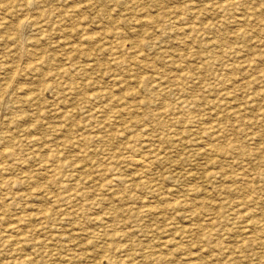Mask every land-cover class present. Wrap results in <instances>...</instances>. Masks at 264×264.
Listing matches in <instances>:
<instances>
[{"label":"rangeland","instance_id":"374dc122","mask_svg":"<svg viewBox=\"0 0 264 264\" xmlns=\"http://www.w3.org/2000/svg\"><path fill=\"white\" fill-rule=\"evenodd\" d=\"M33 1L26 7V0H0V232L4 230L0 233V263L264 264V0L229 5H222L223 0H211L213 4L208 0H138L139 4L137 0ZM29 17L33 20L27 24ZM242 19L244 22H238ZM23 22L26 24L18 33ZM72 83L79 86L75 92ZM129 92L132 94L127 95ZM118 98L122 100L117 103ZM103 138L109 140L107 144ZM52 148L59 150L61 161L55 160ZM144 152L154 160L149 168L130 162L132 155ZM123 157L126 160L118 163L116 159ZM58 162L64 166L57 169ZM118 173H122L119 179ZM14 227L17 231H12ZM72 231L79 233L73 235ZM16 235H21L22 241L14 243L23 242L24 248L3 240ZM52 254L57 257L51 259Z\"/></svg>","mask_w":264,"mask_h":264},{"label":"bare ground","instance_id":"6f19581e","mask_svg":"<svg viewBox=\"0 0 264 264\" xmlns=\"http://www.w3.org/2000/svg\"><path fill=\"white\" fill-rule=\"evenodd\" d=\"M67 1H68V0H67ZM77 1H78V0H77ZM84 1H85V0H84ZM128 1H129V0H128ZM139 1H140V0H139ZM139 1L137 0L138 3H136V4H139ZM141 1H142V0H141ZM157 1H158V0H157ZM188 1H189V0H188ZM204 1H205V2H208V1H209V4H210V1H211V0H208V1L204 0ZM221 1H222V0H221ZM223 1H224V0H223ZM223 1H222V5H229V4H234V3H240V1H244V0H227V1H230L228 4H223ZM225 1H226V0H225ZM250 1H251V0H250ZM8 2H9V1H8ZM85 2H86V1H85ZM130 2L132 3L131 0H130ZM202 2H203V1H202ZM202 2H201V3H202ZM205 2H204V3H205ZM211 2H212V4H213V1H211ZM215 2H216V1H215ZM22 3H23V2H22ZM33 3H34L33 0H26V3H23V4H24V6H25V4H26V7H27V5H28V6H29V5H33ZM64 3H65V2H64ZM134 3H135V2H134ZM204 3H203V4H204ZM224 3H226V2H224ZM244 3H245V2H244ZM6 4L8 5V3H6ZM85 4H86V3H85ZM121 4H122V3H121ZM128 4H129V3H128ZM141 4H142V2H141ZM141 4H140V6H141ZM197 4H198V2L196 3L195 6H197ZM209 4H208V5H209ZM216 4H217V3H216ZM216 4H215V5H216ZM35 5H36V4H35ZM88 5H89V4H88ZM236 5H237V4H236ZM246 5H247V4H246ZM2 6H4V5H2ZM81 6H82V4H81ZM86 6H87V5H86ZM130 6H131V5H130ZM133 6L135 7V5H133ZM133 6H131V7L133 8ZM140 6H139V8H140ZM143 6H145V5H143ZM177 6H178V5H177ZM177 6H175V8H177ZM199 6H200V2H199ZM201 6H202V5H201ZM218 6H219V5H218ZM220 6H221V5H220ZM220 6H219V7H220ZM79 7H80V6H79ZM137 7H138V6H137ZM203 7L205 8V6H203ZM209 7H210V6H209ZM211 7H212V5H211ZM221 7H222V6H221ZM221 7L218 8V9L221 10V9H222ZM244 7H245V6H244ZM1 8H2V7H1ZM22 8H23V5H22ZM34 8H35V7H34ZM173 8H174V7H173ZM185 8H187V7H185ZM188 8H189V7H188ZM188 8H187V9H188ZM197 8H198V7H197ZM197 8H196V9H197ZM200 8H201V7H200ZM200 8H199V9H200ZM215 8H216V6H215ZM215 8H214V9H215ZM143 9H144V8L142 7V10H140L139 12L141 13V11H143ZM145 9H146V7H145ZM194 9H195V8H194ZM194 9L191 10V12L194 11ZM196 9H195V10H196ZM206 9H209V8H206ZM212 9H213V8H212ZM216 9H217V8H216ZM242 9H243V7H242ZM249 9H251V8L249 7ZM249 9H248V10H249ZM127 10H128V9H127ZM147 10H148V9H147ZM147 10H144V13H145V11H147ZM170 10H173V9H170ZM170 10H169V11H170ZM174 10H176V9H174ZM182 10H183V9L181 8V11H182ZM220 10H218V11H220ZM74 11H75V9H74ZM129 11H130V10H129ZM134 11H135V10H134ZM169 11H168V14L170 13ZM185 11H186V9H185ZM185 11H184L183 13H185ZM211 11H213V10H211ZM241 11H242V10H241ZM245 11H246V10H245ZM253 11H255V10H253ZM75 12H76V11H75ZM75 12H74V13H75ZM77 12H78V11H77ZM173 12H174V11H173ZM179 12H180V9H179ZM189 12H190V11H189ZM202 12H205V10H203ZM215 12H216V11H215ZM248 12H249V11H248ZM248 12H247V13H248ZM132 13H133V12H132ZM137 13H138V12H137ZM147 13H149V11H147ZM164 13H165V12H164ZM174 13H176V12H174ZM183 13H182V14H183ZM186 13H187V11H186ZM186 13H185V14H186ZM252 13H253V12H252ZM252 13H251V14H252ZM172 14H173V13H172ZM172 14L170 13L169 15L171 16ZM176 14H177V13H176ZM185 14H184V15H181V13H180V15H179V13H178V16H185V17H186ZM190 14H191V13H190ZM218 14H219V13H218ZM254 14H255V13H254ZM145 15H146V14H145ZM164 15H165V14H164ZM174 15H175V14H174ZM240 15H243V14L241 13ZM30 16H31V15H30ZM135 16H136V15L134 14L133 17H135ZM143 16H144V14H143ZM149 16H150V15H149ZM149 16H148V17H149ZM178 16H177V17H178ZM190 16H191V15H190ZM194 16H195V15H194ZM247 16H248V14H247ZM31 17L34 18V16H31ZM31 17H29L30 19H27V20H26V23H27V24H28V22L31 20ZM139 17H140V15H139ZM144 17H145V16H144ZM144 17H142V18H143V19H146V18H144ZM167 17H168V16H167ZM167 17H166V18H167ZM195 17H196V16H195ZM250 17H251V16H250ZM254 17H255V16H254ZM256 17H257V16H256ZM256 17H255L254 19H257ZM197 18H198V17H197ZM240 18H241V17H240ZM3 19H4V18H3ZM3 19H2V20H3ZM131 19H132V18H131ZM137 19H138V16H137L136 20H137ZM140 19H141V17H140ZM170 19H171V17H170ZM182 19H183V18H182ZM243 19H247V17H246V18L244 17ZM243 19L240 20V21L238 20V22H241V21L244 22ZM252 19H253V18H252ZM252 19H251V20H252ZM32 20H33V19H32ZM32 20H31V21H32ZM132 20H133V19H132ZM149 20H151V18H150ZM167 20H168V19H167ZM173 20L175 21V17H174ZM176 20H177V19H176ZM178 20H179V19H178ZM178 20H177V21H178ZM183 20H184V19H183ZM186 20H189V19H186ZM191 20H192V18H191ZM202 20H203V19H202ZM235 20H237V19H235ZM0 21H1V20H0ZM3 21H4V20H3ZM129 21L131 22V20H129ZM146 21H147V20H146ZM181 21H182V20H181ZM193 21H194V18H193ZM199 21H200V20H199ZM203 21H205V20H203ZM247 21H248V20H247ZM258 21H259V20H258ZM34 22H35V21H34ZM109 22H110V21H109ZM135 22H136V21H135ZM141 22H145V20H144V21H141ZM147 22H149V21H147ZM170 22H171V21H170ZM190 22H191V21H190ZM190 22H189V23H190ZM243 22H242V23H243ZM245 22H246V21H245ZM249 22H250V21H249ZM249 22H248V23H249ZM252 22H253V21H252ZM26 23L23 22V23H21V24L18 25V33L20 32V30H22V28H23L22 26L25 25ZM36 23H38V22H36ZM139 23H140V21H139ZM151 23H152V21H151ZM195 23H196V22H195ZM195 23H194V25H195ZM242 23H241V24H242ZM246 23H247V22H246ZM4 24H6V22H5ZM126 24H127V22H126ZM176 24H177V23H176ZM207 24H209V23H207ZM236 24H238V23H236ZM239 24H240V23H239ZM239 24H238V25H239ZM250 24H251V23H250ZM252 24H254V23H252ZM132 25H134V23H132ZM156 25H157V24H156ZM173 25H175V24H173ZM181 25H183V24H181ZM189 25H190V24H189ZM198 25H199V24H198ZM198 25H196V26L199 27ZM211 25H214V24L211 23ZM246 25H248V24H246ZM26 26H27V25H26ZM38 26H39V25H38ZM161 26H162V24H161ZM167 26H169V25H167ZM167 26H166V27H167ZM170 26H171V25H170ZM175 26H176V25H175ZM133 27H134V26H133ZM139 27H140V25H139ZM164 27H165V26H164ZM178 27H179V26H178ZM187 27H188V26H186V29H187ZM156 28H157V27H156ZM161 28H162L163 30L165 29V28H163V26H162ZM190 28H191V27H190ZM194 28H195V27H194ZM212 28H213V27H212ZM24 29H25V28H24ZM154 29H155V27L153 28V30H154ZM158 29H159V28H158ZM174 29H175V27H174ZM174 29L172 28V30H174ZM176 29H177V28H176ZM178 29H179V28H178ZM133 30H134V28H133L131 31H133ZM155 30H156V29H155ZM155 30H154V31H155ZM181 30L184 31L183 29H181ZM181 30H180V32H182ZM193 30H194V29H193ZM201 30H203V29H201ZM64 31H65V29H64ZM114 31H115V30H114ZM116 31H117V30H116ZM138 31H139V30H138ZM177 31H178V30H177ZM189 31H190V30H189ZM191 31H192V29H191ZM191 31H190V32H191ZM199 31H200V30H199ZM247 31H248V30H247ZM135 32H136V31H135ZM172 32H173V31H172ZM175 32H176V31H175ZM190 32H188V33L190 34ZM117 33H118V31H117ZM168 33H170V31H169ZM185 33H187V31H186ZM111 34H112V33H111ZM130 34H131V33H130ZM135 34H137V33H135ZM166 34H167V33H166ZM177 34H178V33H177ZM181 34H182V33H181ZM183 34H184V32H183ZM131 35H132V34H131ZM168 35H169V34H168ZM170 35H171V34H170ZM104 36H105V35H104ZM117 36H119V35H117ZM123 36H124V34H123ZM171 36H172V35H171ZM105 37H106V36H105ZM108 37H109V36H108ZM173 37H174V36H173ZM173 37H172V38H173ZM116 38H117V37H116ZM140 39H142V38H140ZM118 40H119V39H118ZM164 40H165V39H164ZM110 41H111V40H110ZM162 41H163V39H162ZM111 42H112V41H111ZM111 42H110V43H111ZM145 42H146V40H145ZM156 42H157V41H156ZM156 42H155V43H156ZM157 43H158V42H157ZM66 44H67V43H66ZM69 44H70V43H69ZM122 44H123V42H120L119 45H120V46L125 45V44H123V45H122ZM159 44H160V43H159ZM219 44H220V43H219ZM70 45H71V44H70ZM117 45H118V44H117ZM162 45H163V44H162ZM186 45H187V44H186ZM73 47H74V46L72 45V48H73ZM115 47H116V46H115ZM115 47H114V48H115ZM184 47H185V46H184ZM125 48H126V46H125ZM125 48H123V49H125ZM132 48H133V47H132ZM202 48H203V47H202ZM202 48H201V49H202ZM115 49H116V48H115ZM118 49H119V48H118ZM121 49H122V47H121ZM138 49H139V48L137 47L136 51H137ZM116 50H117V49H116ZM185 50H187V46H186V49H185ZM117 51H119V50H117ZM130 51H131V50H130ZM136 51H134V52H136ZM120 52H121V51H120ZM134 52H133V53H134ZM160 52H161V51H160ZM188 52H189V51H188ZM123 53H124V52H123ZM131 53H132V52H131ZM162 53H163V52H162ZM180 53H182V52H180ZM184 53H187V52H184ZM189 53H190V52H189ZM30 54H34V52H33V51H30ZM124 54H125V53H124ZM184 55H186V54H184ZM126 57H129V56L127 55ZM144 57H145V56H144ZM185 57H186V56H185ZM185 57H184V58H181V57H180V58H181L182 61H183V60H186ZM218 57H219V56H218ZM120 58H121V57H120ZM124 58H125V57H124ZM130 58H131V57H130ZM130 58H129V59H130ZM147 58H148V57H147ZM152 58H153V57H152ZM122 59H123V58H122ZM129 59L127 58L128 61H129ZM137 59H139V58H137ZM148 59H149V58H148ZM216 59H217V58H216ZM218 59H220V57H219ZM5 60H7V59L5 58ZM5 60H4V61H5ZM144 60H145V58H144ZM169 60H170V59H169ZM92 61H93V59H92ZM137 61H138V60H137ZM170 61H171V60H170ZM170 61H169V62H170ZM172 61H173V60H172ZM172 61H171V62H172ZM180 61H181V60H180ZM180 61H179V62H180ZM215 61H216V60H215ZM8 62H9V61H8ZM20 62H21V61H20ZM140 62H141V61H140ZM145 62H146V61H145ZM149 62H150V59H149ZM171 62H170V64H171ZM188 62H189V61H188ZM202 62H204V61H202ZM220 62H221V61H220ZM252 62H253V60H252ZM10 63H11V61H10ZM21 63H22V62H21ZM21 63H20V64H21ZM25 63H26V62H25ZM25 63H24V64H25ZM36 63H38V61H37ZM88 63H91V62H88ZM94 63H95V62H94ZM117 63H118V62H117ZM122 63H123V62H122ZM129 63H130V62H129ZM204 63H205V62H204ZM204 63H203V64H204ZM13 64H14V63H13ZM17 64H18V62H17ZM17 64H16V65H17ZM26 64H27V63H26ZM26 64H25V65H26ZM33 64H34V63H33ZM41 64H42V63H41ZM124 64H125V63H124ZM124 64H123V65H124ZM130 64H131V63H130ZM130 64H129V65H130ZM146 64H148V62H147ZM173 64H174V63H173ZM177 64H178V61H177ZM187 64H188V63H187ZM5 65H6V64H5ZM11 65H12V64H11ZM21 65H22V64H21ZM96 65H97V64H96ZM121 65H122V64H121ZM185 65H186V63L184 64V66H185ZM253 65H254V64H253ZM6 66H7V65H6ZM8 66H9V63H8ZM23 66H24V65H23ZM87 66H89V64H88ZM87 66H86V67H87ZM125 66H126V65H125ZM130 66H131V65H130ZM130 66H129V67H130ZM179 66H180V65H179ZM182 66H183V65H182ZM198 66H199V65H198ZM200 66H201V65H200ZM203 66H204V65H203ZM4 67H5V66H4ZM16 67H17V66H16ZM18 67H19V66H18ZM18 67H17V68H18ZM28 67H29V66H28ZM34 67H35V66H34ZM119 67H120V66H119ZM122 67H123V66H122ZM150 67H151V66H150ZM172 67H173V66H172ZM172 67H171V68H172ZM177 67H178V66H177ZM190 67H191V66H190ZM207 67H208V66H207ZM5 68H6V67H5ZM12 68H13V70L16 69L15 66H13ZM25 68H26V67H25ZM37 68H38V67H37ZM37 68H36V69H37ZM125 68H126V67H125ZM186 68H188V65H187ZM6 69H7V68H6ZM65 69H66V68H65ZM154 69H155V68H154ZM188 69H190V68H188ZM193 69H194V68H193ZM195 69H196V68H195ZM7 70L9 71V69H7ZM122 70H123V69H122ZM157 70H159V69H156V71H157ZM160 70H161V69H160ZM160 70H159V71H160ZM172 70H173V69H172ZM172 70H171V71H172ZM182 70H183V69H182ZM205 70H206V68H205ZM64 71H65V70H64ZM156 71H154V72L156 73ZM167 71H168V70H167ZM59 72H60V71H59ZM59 72H57V73H59ZM72 72H73V71H72ZM161 72H162V71H161ZM168 72H169V71H168ZM206 72H207V71H206ZM12 73H13V72H12ZM65 73H66V72H65ZM68 73H69V72H68ZM155 73H154V74H155ZM169 73H170V72H169ZM172 73H173V71H172L170 74H172ZM176 73H177V71H176ZM180 73H181V72H180ZM182 73H183V72H182ZM10 74H11V71H10ZM69 74H70V73H69ZM120 74H121V73H120ZM124 74H125V72H124ZM163 74H165V73L163 72ZM167 74H168V73H167ZM60 75H61V74H60ZM60 75H59V76H60ZM168 75H169V74H168ZM168 75H166V77H168ZM172 75H173V74H172ZM172 75H170V76H172ZM182 75H183V74H182ZM186 75H187V74H186ZM12 76H13V75H12ZM63 76H65V75H63ZM120 76L123 77L122 74H121ZM157 76H158V75H157ZM178 76H180L179 73H178ZM10 77H11V76H10ZM114 77H115V76H114ZM124 77H125V76H124ZM161 77H162V76H161ZM164 77H165V76H164ZM12 78H14V76H13ZM73 78H74V77H73ZM115 78L117 79L118 77H115ZM119 78H120V77H119ZM126 78H129V77H126ZM173 78H174V77H173ZM179 78H180V77H179ZM3 79H4V78H3ZM63 79H64V78H63ZM71 79H72V78H70V80H71ZM124 79H125V78H124ZM176 79H177V77H176ZM183 79H184V78H183ZM0 80H1V79H0ZM72 80H73V79H72ZM75 80H76V79H75ZM142 80H143V79H142ZM142 80H141V81H142ZM159 80H160V79H159ZM161 80H163V79H161ZM170 80H171V78H170ZM170 80H168V83L170 82ZM181 80H182V79H180V81H181ZM76 81H77V80H76ZM76 81H75V82H76ZM130 81H131V80H130ZM171 81H172V80H171ZM174 81H175V79H174ZM177 81H178V79H177ZM177 81H176V82H177ZM182 81H184V80H182ZM69 82H70V81H69ZM133 82H134V81H133ZM156 82H158V81H156ZM156 82H155V85L158 84V83L156 84ZM40 83H41V82H40ZM45 83L48 84L47 82L44 81L43 84H45ZM127 83H128V82H127ZM130 83H131V82H130ZM134 83H135V82H134ZM140 83H141V82H140ZM161 83H162V82H160V84H161ZM46 84H45V85H46ZM61 84H62V83H61ZM72 84H73V83H72ZM122 84H123V83H122ZM122 84H121V85H122ZM153 84H154V83H153ZM171 84H172V86H173V83H171ZM171 84H170V85H171ZM41 85H42V84H41ZM54 85H55V84H54ZM62 85H63V84H62ZM68 85H69V84H68ZM75 85H76V84H75ZM75 85H74V84H73V85H70V88H71L74 92H75V88L77 89V88L79 87V86L77 87V86H75ZM77 85H78V83H77ZM161 85H162V84H161ZM163 85H164V83H163ZM179 85H180V84H179ZM181 85H183V83H182ZM42 86H43V85H42ZM59 86H60V85H59ZM175 86H177V85H175ZM160 87H161V86L159 85V88H160ZM177 87H179V86H177ZM180 87H182V86H180ZM183 87H184V85H183ZM183 87H182V88H183ZM7 88H8V87H7ZM62 88H63V87H62ZM65 88H66V87H65ZM68 88H69V87H68ZM120 88H121V87H120ZM120 88L118 87V89H120ZM163 88H164V87H162V89H163ZM60 89H61V88H60ZM66 89H67V88H66ZM71 89H69V90H71ZM118 89H117V90H118ZM122 89H123V88H122ZM8 90H9V89H8ZM110 90H113V89H110ZM58 91H59V90H58ZM65 91H66V90H65ZM224 91H225V90H224ZM60 92H61V91H60ZM62 92L65 93L64 90H63ZM66 92H67V91H66ZM77 92H78V91H76V93H77ZM105 92H106V91H105ZM108 92H109V91H107V94H108ZM110 92H111V91H110ZM112 92H113V91H112ZM227 92H228V90H227ZM227 92L225 91L224 93H226V94L228 95ZM113 93H114V92H113ZM134 93H135V92H134ZM210 93H211V92H210ZM220 93H222V92H220ZM224 93H223V94H224ZM229 93H230V92H229ZM65 94H66V93H65ZM131 94H132V93H131ZM131 94H130V92H129L127 95H131ZM208 94H209V93H208ZM230 94H231V93H230ZM230 94H229V95H230ZM94 95H95V94H94ZM113 95H114V94H113ZM127 95H125V96H127ZM134 95H135V94H134ZM203 95H204V94H203ZM216 95H217V94H216ZM216 95H215V97H216ZM11 96H12V95H11ZM65 96H66V95H65ZM69 96H70V95H69ZM105 96L110 97V96H108V95H105ZM29 97H30V96H29ZM67 97H68V96H67ZM73 97H74V96H73ZM95 97H96V96H95ZM158 97H160V96H158ZM161 97H162V96H161ZM161 97H160V98H161ZM217 97H219V96H217ZM228 97H231V96H228ZM30 98H31V97H30ZM33 98H34V97H33ZM62 98H63V97H62ZM65 98H66V97H65ZM116 98H117V97H116ZM133 98H134V97H133ZM196 98H197V97H196ZM234 98H236V97L234 96ZM234 98H233V99H234ZM2 99H3V98H2ZM4 99H5V98H4ZM13 99H14V98H13ZM63 99H64V98H63ZM129 99H130V98H129ZM144 99H145V98H144ZM193 99H194V97H193ZM28 100H29V99H28ZM28 100H26V101H28ZM119 100H122V99H121V98L115 99V101H116L117 103L119 102ZM126 100H127V99H126ZM148 100H149V99H148ZM150 100H151V97H150ZM150 100H149V101H150ZM152 100H153V98H152ZM190 100H191V99L187 100V103H188V101H190ZM195 100H196V99L193 100L192 104L195 102ZM228 100H229V99H228ZM1 101H2V103H4L3 100H1ZM32 101H33V100H32ZM63 101H64V100H63ZM133 101H134V100H133ZM133 101H132V102H133ZM146 101H147V100H146ZM154 101H155V100H154ZM154 101H153V102H154ZM156 101H157V98H156ZM156 101H155V102H156ZM126 102H127V101H126ZM130 102H131V101H130ZM142 102H144V101L142 100ZM150 102H152V101H150ZM200 102H201V101H200ZM210 102L212 103L213 101L210 100ZM133 103H134V102H133ZM123 104L126 106L125 103H122V107H123ZM131 104H132V103H131ZM136 104H137V100H136ZM148 104H149V103H148ZM201 104H202V103H201ZM31 105H32V104H31ZM67 105H68V104H67ZM132 105H133V104H132ZM134 105H135V103H134ZM134 105H133V106H134ZM138 105H139V103H138ZM184 105H185V104H184ZM186 105H187V104H186ZM188 105H189V103H188ZM193 105H194V104H193ZM13 106H14V105H13ZM13 106L11 105L10 107H13ZM136 106H137V105H136ZM136 106H135V107H136ZM147 106H148V105H147ZM149 106H150V105H149ZM195 106H196V105H195ZM14 107H15V106H14ZM142 107H143V106H142ZM142 107H141V108H142ZM16 108H17V107H16ZM10 109H11V108H10ZM12 109H13V108H12ZM71 109H72V108H71ZM73 109H74V108H73ZM102 109H103V108H102ZM104 109H105V108H104ZM123 109L127 110V107H123ZM134 109H135V108H134ZM138 109H139V108H137V110H138ZM118 110H119V108H118ZM69 111H70V108H68V109L66 110V115H67L68 118L70 117ZM103 111H104V110H103ZM114 111H115V109H114ZM123 111H124V110H123ZM127 111H128V110H127ZM135 111H136V109H135ZM39 112H40V111H39ZM41 112H42V111H41ZM75 112H76V111H75ZM108 112H110V111H108ZM133 112H134V110H133ZM133 112H132V113H133ZM46 113H48V112H46ZM111 113H112V112H111ZM135 113H136V112H135ZM135 113H134V114H135ZM54 114H55V113H54ZM64 114H65V112H64ZM75 114H76V113H75ZM124 114H125V113H124ZM136 114H137V113H136ZM35 115H36V114H35ZM40 115H41V114H40ZM105 115H106V114H105ZM118 115H120V114H118ZM38 116H39V114H38ZM42 116H44V115L42 114ZM120 116H122V115H120ZM134 116H135V115H134ZM67 117H66V119H68ZM73 117H74V116H73ZM127 117H129V116H127ZM40 118H41V117H40ZM118 118H119V117H118ZM136 118H137V116H136ZM43 119H44V118H43ZM62 119H63V118H62ZM62 119H61V120H62ZM103 119H104V118H103ZM107 119H109V118H107ZM122 119L124 120L125 118H122ZM122 119H120V120H122ZM24 120H25V119H24ZM47 120L49 121L50 119H47ZM47 120H46V122H48ZM69 120H70V119H69ZM111 120H113V118H111ZM115 120H118V119L116 118ZM71 121H73V120H71ZM105 121H106V120H105ZM125 121H126V120H125ZM51 122H52V121H51ZM54 122H55V121H54ZM102 122H103V121H102ZM120 122H121V121H120ZM127 122H128V121H127ZM132 122H134V121H132ZM132 122H131V123H132ZM49 123H50V122H49ZM49 123H48V124H49ZM55 123H56V122H55ZM105 123H106V122H105ZM105 123H103V124H105ZM110 123H111V122H110ZM114 123H115V122H114ZM48 124L46 125V127L48 126ZM59 124H60V123H59ZM68 124H69V123H68ZM101 124H102V123H101ZM101 124H100V127L102 126ZM112 124H113V123H112ZM116 124H117V123H116ZM116 124H115V125H116ZM121 124H122V123H121ZM129 124H130V123H129ZM106 125H107V124H106ZM108 125H109V124H108ZM117 125H118V124H117ZM117 125H116V126H117ZM123 125H124V124H123ZM35 126H36V125H35ZM56 126H57V125H51L50 127L54 128V127H56ZM94 126H97V124H95ZM98 126H99V125H98ZM113 126H114V125H112V127H113ZM118 126H119V125H118ZM57 127H58V126H57ZM64 127H66V125H64ZM104 127H105V126H104ZM106 127H109V126H106ZM112 127H110V128L112 129ZM119 127H120V126H119ZM124 127H125V126H124ZM124 127H123V128H124ZM146 127H147V125H146ZM52 128H51V130H53ZM58 128H59V127H58ZM61 128H62V127H61ZM67 128H68V125H67ZM101 128H102V127H101ZM120 128H121V127H120ZM29 129H30V128H29ZM103 129H104V128H103ZM108 129H109V128H108ZM127 129H128V128H127ZM149 129H150V127H149ZM151 129H152V127H151ZM49 130H50V128H49ZM54 130H55V129H54ZM54 130H53V131H54ZM67 130H68V129H67ZM104 130H106V129H104ZM116 130H118V129H116ZM116 130H115V131H116ZM123 130H125V129H122V131H123ZM144 130H146V128H145ZM55 131H56V130H55ZM58 131H59V130H58ZM62 131H63V130H62ZM112 131H114V130L112 129ZM112 131H111V132H112ZM122 131H119V132L121 133ZM151 131H152V130H151ZM56 132H57V131H56ZM109 132H110V131H109ZM109 132H108V133H109ZM149 132H150V131H149ZM152 132L154 133V131H152ZM152 132H151L150 134H152ZM59 133H60V132H59ZM59 133H58V134H59ZM70 133H71V132H70ZM81 133H82V132H81ZM120 133H119V134H120ZM63 134H64V133H63ZM110 134H112V133H110ZM113 134H114V133H113ZM113 134H112V136H113V138H115L116 136H114ZM134 134H135V133H134ZM142 134H143V133H142ZM80 135H81V134H80ZM83 135H84V134H83ZM86 135H87V134H86ZM101 135H103V134H101ZM106 135H107V134H106ZM120 135H121V134H120ZM120 135H119V137H120ZM155 135H158V134L155 133ZM112 136H111V137H112ZM128 136H129V135H128ZM128 136H127V137H128ZM130 136H131V135H130ZM137 136H138V135H137ZM137 136H136V137H137ZM139 136H140V135H139ZM32 137H36V135H35V136H32ZM39 137H40V136H39ZM71 137H72V136H71ZM78 137H79V134H78ZM81 137H82V136H81ZM105 137H107V136H105ZM111 137H110V138H111ZM133 137H134V135H133ZM10 138H11V137H10ZM37 138H38V137H37ZM41 138H42V136H41ZM41 138H39V139H41ZM68 138H69V137H68ZM84 138H85V137H84ZM96 138H98V137L96 136ZM96 138H95V139H96ZM110 138H109V139H110ZM117 138H118V137H117ZM130 138L133 139L132 137H129V139H130ZM214 138H215V137H214ZM65 139H67V137H66ZM78 139H79V138H77V141H78V142H79V140L81 141V139H79V140H78ZM82 139H83V138H82ZM85 139H86V138H85ZM98 139H99V138H98ZM105 139H106V138H103V140H104V141H103V144H104V142H106L105 144H107V141H109V140H105ZM129 139H128V142H129ZM140 139H141V138H140ZM50 140H51V139H50ZM60 140H61V139H60ZM62 140H64V139H62ZM100 140H101V139H100ZM110 140H111V139H110ZM119 140H121V139H119ZM124 140H127V139H124ZM146 140H147V139H146ZM199 140H200V139H199ZM72 141H74V140H73V137H72ZM72 141H70V142H72ZM139 141H140V140H139ZM161 141H162V139H161ZM220 141H221V140H220ZM222 141H223V140H222ZM36 142H37V141H36ZM39 142H40V141H39ZM42 142H45V141H42ZM61 142H62V141H61ZM119 142H120V141H119ZM122 142H123V141H122ZM146 142H149V141H146ZM146 142H145V143H146ZM150 142H151V141H150ZM153 142H154V141H153ZM209 142H210V141H209ZM40 143H41V142H40ZM56 143H57V142H56ZM66 143H68L67 140H66ZM83 143H84V142H83ZM108 143H109V142H108ZM141 143L143 144L144 142H141ZM210 143H211V142H210ZM210 143H209V144H210ZM219 143H220V142H219ZM38 144H39V143H38ZM41 144H43V143H41ZM109 144H110V143H109ZM109 144H108V145H109ZM139 144H140V142H139ZM1 145H2V144H1ZM1 145H0V146H1ZM47 145H48V144H47ZM75 145H76V144H75ZM143 145H144V144H143ZM146 145H148V144L146 143ZM207 145H208V144H207ZM220 145H221V143H220ZM229 145H230V144H228L227 146H229ZM57 146H58V145H57ZM59 146H63V145H59ZM59 146H58V148H59ZM73 146H74V143H73ZM141 146H142V145H141ZM42 147H43V146H42ZM42 147H41V148H42ZM47 147H48V146H47ZM74 147H75V146H74ZM74 147H73V148H74ZM79 147H80V146H79ZM79 147H78V149H79ZM143 147H144V146H143ZM143 147H142V150H143ZM145 147H147V146H145ZM199 147H200V146H199ZM201 147H203V146H201ZM211 147H213V145H211ZM216 147H217V146H216ZM229 147H230V146H229ZM41 148H40V149H41ZM53 148H56V147L53 146ZM53 148H52V150L55 151V156H56V159H55V160H56V161H61V160H60V159H61V158H60V154H61V153L58 152L59 150H55V149H53ZM61 148H62V147H61ZM64 148H65V147H64ZM67 148H68V147H67ZM80 148H81V147H80ZM113 148H114V147H111L110 149H108V148H105V149H106V150L108 149V150L111 151V149H113ZM137 148H138V147H137ZM149 148H150V147H149ZM152 148H155V147H152ZM152 148H151V150H152ZM158 148H159V147H158ZM197 148H198V146H197ZM222 148H223V147H222V145H221V149H222ZM227 148H228V147H227ZM34 149H35V148H34ZM49 149H50V148H49ZM134 149H135V148H134ZM138 149H139V148H138ZM156 149H157V148H156ZM163 149H164V148H161L162 151H163ZM208 149H209V148H208ZM210 149L215 150L214 147H213V148H210ZM218 149H219V148H218ZM218 149H216V150H218ZM32 150H33V149H32ZM73 150H74V149H73ZM79 150H80V149H79ZM106 150H105V154H106ZM114 150H117V149H114ZM153 150H154V149H153ZM153 150H152V151H153ZM157 150H158V149H157ZM223 150H224V148H223ZM41 151H42V150H41ZM64 151H65V150H64ZM137 151H138V150H137ZM154 151H155V150H154ZM203 151H204V150H203ZM210 151H211V150H210ZM225 151H226V150H225ZM228 151H229V150H228ZM32 152H35V151H32ZM61 152H63V151H61ZM75 152H76V151H75ZM112 152H113V150H112ZM145 152H146V151H145ZM145 152H144V154H143V153H140V154H136V155L134 154V155H132V157H130V158H131V159H130V160H131L130 162H132L133 164L136 163L137 166H138V165H141L142 167H148V168H149V166H150V162H151L150 160H152V159H151V154H150V160H149V157H147V155H149V153H148V154H145ZM156 152H157V151H156ZM159 152H160V151H159ZM207 152H208V151H207ZM207 152H206V153H207ZM212 152H213V151H212ZM4 153L7 154L6 152H4ZM37 153H38V152H37ZM39 153H40V152H39ZM78 153H79V152H78ZM78 153H77V154H78ZM109 153L111 154V152H109ZM117 153H118V152H117ZM125 153H126V152H125ZM146 153H147V152H146ZM160 153H161V152H160ZM204 153H205V152H204ZM9 154L11 155L10 152H9ZM63 154H64V153H63ZM72 154H73V152H72ZM72 154H71V156H72ZM75 154H76V153H74V156H75ZM82 154L84 155V153H82ZM114 154H115V153H114ZM119 154H120V153H119ZM119 154H118L117 157H119ZM122 154H123V151H122ZM130 154H131V153H130ZM132 154H133V153H132ZM163 154H164V152H163ZM29 155H31V154L29 153ZM42 155H43V154H42ZM112 155H113V154H112ZM124 155H125V154H124ZM124 155H123V156H124ZM154 155H155V154H154ZM154 155H153V156H154ZM165 155H166V154H165ZM39 156H40V155H39ZM61 156H62V155H61ZM77 156H78V155H76V157H77ZM121 156H122V155H121ZM127 156H128V155H127ZM129 156H130V155H129ZM166 156H167V155H166ZM49 157H51V156H49ZM111 157L113 158V156H111ZM162 157H163V156H162ZM51 158H53V157H51ZM115 158H116V157H115ZM119 158H120V157H119ZM164 158H166V157H164ZM42 159H44L43 162H45V158H42ZM42 159H41V161H42ZM74 159H75V158H74ZM161 159H163V158H161ZM80 160H81V159H80ZM116 160H117L118 163H122V162H124V161L126 160V158H125V159H124V157L121 158V159H118V158H117ZM127 160H128V159H127ZM24 161H26V159H24ZM152 161H154V160H152ZM26 162H27V161H26ZM48 162L50 163V161H48ZM64 162H65V161H64ZM68 162H69V161H68ZM68 162H67V164H68ZM71 162H72V161H71ZM75 162H76V161H75ZM77 162H78V161H77ZM128 162H129V161H128ZM46 163H47V162H46ZM54 163H55V162H54ZM60 163H61V162H60ZM85 163H86V162H85ZM92 163H94V162H92ZM61 164H62V163H61ZM61 164H59V162H58V164H57L58 167H56V165H55L54 167H56L57 169H58V168H61ZM69 164H70V163H69ZM75 164H76V163H75ZM99 164H101V162H99L97 165H99ZM124 164H125V163H124ZM153 164H154V163H153ZM156 164H157V162H156ZM0 165H1V164H0ZM70 165H72V164H70ZM102 165H103V164H102ZM102 165H101V167H102ZM125 165H126V164H125ZM3 166H4V164H3ZM46 166H47V165H46ZM52 166H53V164H52ZM52 166H51V167H52ZM62 166H64V165L62 164ZM83 166H84V163H83ZM103 166H104V165H103ZM151 166H152V165H151ZM73 167H74V166H73ZM81 167H82V166H81ZM85 167H87V165H85ZM88 167H89V166H88ZM97 167H98V166H97ZM99 167H100V166H99ZM52 168H53V167H52ZM83 168H84V167H83ZM117 168H118V167H117ZM119 168H120V167H119ZM153 168H154V167H153ZM45 169H46V168H45ZM88 169H89V168H88ZM99 169H100V168H99ZM1 170H2V169L0 168V172H1ZM50 170H51V169H50ZM50 170H49V171H50ZM54 170H56V169L54 168ZM86 170H87V169H86ZM103 170H104V169H103ZM109 170H111V169H110V168H107L106 171H109ZM115 170H116V169H115ZM132 170H133V168H132ZM42 171H43V170H42ZM83 171H85V170H82L81 173H82ZM43 172H44V171H43ZM59 172H60V170H59ZM86 172H87V171H86ZM47 173H48V172H47ZM52 173H53V172H52ZM102 173H103V172H102ZM113 173H114V172H113ZM141 173H142V172H141ZM144 173H145V175H146V172H144ZM149 173H150V171H149ZM0 174H1V173H0ZM42 174H43V173H42ZM54 174H56V171L54 172ZM57 174H58V173H57ZM59 174H60V173H59ZM68 174H69V173H68ZM82 174H83V173H82ZM85 174H86V173H85ZM120 174H122V173H120ZM120 174L118 173L117 178H118V177L121 178ZM27 175H29V174H27ZM40 175H41V173H40ZM60 175H61V174H60ZM111 175H113V174H111ZM133 175H134V174H133ZM145 175H144V176H145ZM240 175H241V174H240ZM240 175H239V176H240ZM29 176H30V175H29ZM31 176H32V175H31ZM58 176H59V175H58ZM66 176H67V175H66ZM80 176H81V175H80ZM104 176H105V172H104ZM113 176H114V175H113ZM135 176H137V174H135ZM139 176H140V175H139ZM41 177H42V176H41ZM54 177H55V176H54ZM78 177H79V175H78ZM82 177H83V176H82ZM96 177H97V176H95V179H96ZM114 177H115V176H114ZM236 177H237V176H236ZM28 178H29V177H28ZM67 178H68V177H67ZM106 178H107V177H106ZM119 178H118V179H119ZM122 178H125V177H122ZM129 178H130V177H129ZM31 179H33V178H31ZM46 179L50 180L49 178H46ZM51 179H52V178H51ZM65 179H66V178H65ZM84 179H85V178H84ZM84 179L82 178V180H84ZM95 179H94V180H95ZM109 179H110V178H109ZM139 179H140V178H139ZM72 180H73V179H72ZM110 180L112 181V179H110ZM115 180H116V179H115ZM142 180H144V179L142 178ZM31 181H32V180H31ZM31 181H29V182H31ZM63 181H66V180L63 179ZM80 181H81V179H80ZM90 181H91V180H90ZM92 181H93V180H92ZM113 181H114V180H113ZM120 181H121V180H120ZM145 181H146V180H145ZM2 182L5 183V184L8 183L7 180H3V179H2ZM27 182H28V181H27ZM29 182H28V184H29ZM34 182H35V181H34ZM37 182H38V181H37ZM68 182H69V181H68ZM76 182H77V180H76ZM84 182L86 183V181H84ZM115 182H117V181H115ZM118 182H119V181H118ZM118 182H117V183H118ZM17 183H18V182H17ZM63 183H64V182H63ZM129 183H130V182H129ZM133 183H134V182H133ZM138 183H139V182H138ZM147 183H148V181H147ZM30 184H31V183H30ZM75 184H76V183H75ZM82 184H83V183H82ZM113 184H115V183L113 182ZM135 184H136V183H135ZM16 185H17V184H16ZM38 185H39V183H38ZM60 185H61V184H60ZM65 185H66V184H65ZM65 185H63V186H65ZM76 185H77V184H76ZM129 185H132V184H129ZM12 186H13V185H11V187H12ZM21 186H22V185H20L19 187H21ZM29 186L31 187L32 184L29 185ZM72 186H73V184H72ZM72 186H70V187H72ZM120 186H122V185H120ZM134 186H135V185H134ZM13 187H14V186H13ZM33 187H35V186L33 185ZM38 187H39V186H38ZM60 187H61V186H60ZM73 187H74V186H73ZM73 187H72L71 190H73ZM31 188H32V187H31ZM35 188H36V187H35ZM74 188H75V187H74ZM101 188H102V187H101ZM79 189H80V187H79ZM108 189H110V188H108ZM37 190H39V189H37ZM44 190H45V189H44ZM106 190H107V189H106ZM33 191H34V189H33ZM40 191H41V194H40L39 196L42 195V188H41ZM109 191H110V190H109ZM122 191H123V190H122ZM58 192H59V191H58ZM110 192H111V191H110ZM50 193H51V192H49V194H50ZM54 193H55V192H54ZM64 193H65V192H64ZM77 193H79V192H77ZM81 193L83 194V192H81ZM44 194H45V193H44ZM44 194H43V196H44ZM55 194H56V193H55ZM71 194H72V193H71ZM73 194H75V192H74ZM18 195H19V194H18ZM50 195H51V194H50ZM57 195H59V193H58ZM57 195H56V196H57ZM48 196H49V195H48ZM56 196H55V197H56ZM73 196H74V195H73ZM131 196H132V195H130V197H131ZM58 197H59V196H58ZM58 197H56V198L58 199ZM46 198H47V197H46ZM73 198H74V197H73ZM77 198L79 199V195H78ZM14 199H15V196H14ZM41 199H42V198H41ZM43 199H44V198H43ZM44 200H45V199H44ZM44 200H42V202H43ZM76 200H77V199H76ZM70 202H71V201H69V203H70ZM148 202H149V201H148ZM148 202H147V203H148ZM147 203H146V204H147ZM4 204H5V203H4ZM40 204H41L40 206L43 205L42 203H40ZM146 204H144V205H146ZM149 204H150V203H149ZM149 204L147 205V207L149 206ZM151 204H152V203H151ZM0 205H2V204H0ZM40 206H39V207H40ZM43 206H45V205H43ZM43 206H42V207H43ZM150 206H151V205H150ZM150 206H149V207H150ZM42 207H41V208H42ZM45 207H46V206H45ZM145 207H146V206H145ZM149 207H148V208H149ZM41 208H40V209H41ZM60 208H62V207H60ZM65 208H66V207H64V209H65ZM72 208H73V207H72ZM148 208H147V209H148ZM153 208H154V207H153ZM40 209H39V210H40ZM42 209H43V208H42ZM47 209H49V208H47ZM75 209H76V208H74V210H75ZM149 209H150V208H149ZM155 209H156V207H155ZM43 210H44V209H43ZM152 210H153V209L151 208L150 213H154V210H153V212H151ZM159 210H160V209H159ZM161 210H162V209H161ZM44 211H45V210H44ZM46 211H47V210H46ZM79 211H80V210H79ZM74 212H75V211H74ZM77 212H78V211H77ZM80 212H81V211H80ZM115 212H116V211H115ZM158 212H160V211H158ZM158 212L156 211V213H158ZM0 213H1V212H0ZM39 213L41 214L40 211H39ZM42 213H43V212H42ZM47 213H48V212H47ZM118 213H120V212H118ZM43 214H44V213H43ZM68 214H69V213H68ZM15 215H17V214H15ZM18 215H19V214H18ZM23 215H25V214H23ZM26 215L28 216L27 213H26ZM44 215H45V214H44ZM44 215H43V216H44ZM111 215H112V214H111ZM116 215H117V214H116ZM189 215H190V214H189ZM38 216H39V214H38ZM40 216H42V215H40ZM69 216H70V215H69ZM76 216H77V215H76ZM187 216H188V215H187ZM187 216H186V217H187ZM0 217H1V216H0ZM11 217H12V218H11ZM13 217H14L13 215L10 216V218H11L12 220H13ZM28 217H29V216H28ZM28 217H27V219H28ZM31 217H32V216H31ZM31 217H30V218H31ZM112 217H113V216H111V218H112ZM189 217H191V216H189ZM6 218H7V216H6ZM6 218H5V219H6ZM25 218H26V217H25ZM40 218H41V217H40ZM70 218H71V216H70ZM70 218H69V219H70ZM159 218H160V217H159ZM11 219L8 218V220H11ZM17 219H19V218H17ZM41 219H42V218H41ZM44 219H46V218H44ZM74 219H75V218H74ZM94 219H96V217H95ZM97 219H98V218H97ZM161 219H162V218H161ZM6 220H7V219H6ZM100 220H101V219H100ZM189 220H190V219H189ZM17 221H18V220H17ZM69 221H70V220H69ZM98 221H99V219H98ZM172 221H173V220H172ZM0 222H1V221H0ZM13 222H16V221H13ZM27 222H28V221H27ZM30 222H31V219H30ZM30 222H29V223H30ZM18 223H20V222H18ZM171 223H172V225H173V222H170V224H171ZM8 224H9V223H8ZM14 224H17V223H14ZM14 224H13V225H14ZM38 224H39V223H38ZM38 224L36 223V224H33V225L35 226V225H38ZM167 224H168V223H167ZM0 225H1V223H0ZM24 225H25V224H24ZM39 226H42V225H39ZM0 227H2V226H0ZM36 227H37V226H35V229H36ZM168 227H170V226L167 225V228H168ZM172 227H173V226H172ZM6 228H7V227H6ZM8 228H9V227H8ZM8 228H7V229H8ZM17 228H18V227H14L12 231H14V230L17 231ZM19 228H20V227H19ZM26 228H27V227H26ZM29 228H30V226H29ZM31 228L33 229V226H32ZM173 228H174V227H173ZM173 228H172V229H173ZM20 229H21V228H20ZM37 229H38V228H37ZM76 229H77V228H76ZM1 230H2V229H1ZM48 230H49V229H48ZM21 231L23 232V229H21ZM27 231H29V230H27ZM33 231H34V230H33ZM38 231H39V230H38ZM45 231H47V230H45ZM45 231H43V232H45ZM74 231H75V230H74ZM74 231H72V234L74 233ZM3 232H4V230H3ZM3 232H0V233H3ZM34 232H35V231H34ZM41 232H42V231H41ZM48 232H49V231H47L46 233H48ZM53 232H55V231H53ZM189 232H190L189 234H191L192 229H191V231H189ZM5 233H8V232H5ZM20 233H21V232H20ZM26 233H27V232H26ZM32 233H33V232H32ZM63 233H64V232H63ZM66 233H68V232H66ZM70 233H71V232H70ZM78 233H79V232H78ZM78 233L76 232L75 234H78ZM187 233H188V232H187ZM3 234H4V233H3ZM8 234H9V233H8ZM24 234H25V232H24ZM28 234H29V233H28ZM28 234H27V236H28ZM30 234H31V233H30ZM38 234H39V233H38ZM38 234H36V235L38 236ZM48 234H49V233H48ZM50 234H53V233H50ZM61 234H62V233H61ZM61 234L59 233L60 236H61ZM75 234H73V235H75ZM123 234H124V233H123ZM192 234H193V233H192ZM0 235H1V234H0ZM5 235H6V234H5ZM14 235H15V234H14ZM21 235H23V233H22ZM21 235H16L17 237H15L14 239H10V238H9V239H3V240H6V241H8V242H12V243H14V242H18V243H20V242L22 241V236H21ZM120 235H122V234H120ZM120 235H119V236H120ZM125 235H126V234H125ZM7 236H8V235H7ZM24 236H25V235H24ZM42 236H43V235H42ZM47 236H48V235H47ZM60 236H59V237H60ZM62 236H63V235H62ZM192 236H193V235H192ZM10 237L12 238L13 236H10ZM35 237H36V236H35ZM49 237H51V235H50ZM65 237H66V234H65ZM70 237L73 238V236H70ZM75 237H76V236H75ZM79 237H80V236H78V238H79ZM123 237H124V236H123ZM197 237H198V235H197ZM199 237H200V236H199ZM28 238H29V237H28ZM81 238H82V237H81ZM83 238H84V237H83ZM1 239H2V238H1ZM30 239H32V238H30ZM39 239H43V237H39ZM39 239L37 238V240H39ZM44 239H45V238H44ZM48 239H51V238H48ZM66 239H67V238H66ZM75 239H76V238H75ZM32 240H33V239H32ZM52 240H53V239H51V241H52ZM63 240H64V239H63ZM6 241H4V242H6ZM33 241H34V240H33ZM59 241H60V240H59ZM61 241H62V240H61ZM66 241H67V240H66ZM68 241L70 242V244L72 243L71 240H68ZM81 241H82V239H81ZM36 242H37V241H36V238H35V243H36ZM56 242H57V241H56ZM12 243H11V244H12ZM18 243H17V244H18ZM30 243L33 245L32 242H30ZM38 243H39V242H38ZM59 243H61V242H59ZM66 243H67V242H66ZM77 243L79 244V242H77ZM87 243H88V242H87ZM5 244H7V242H6ZM11 244H10V245H11ZM14 244H15V243H14ZM17 244H15L14 247H16ZM22 244H24V243L22 242ZM22 244H18L19 247H21ZM50 244H51V243H50ZM57 244H58V243H57ZM57 244H56V245H57ZM63 244H64V242H63ZM80 244H84V245H85V243H80ZM80 244H79V245H80ZM0 245H3V244L0 243ZM20 245H21V246H20ZM29 245H30V244H29ZM44 245H45V244H44ZM44 245H42V246L45 247ZM60 245H61V244H60ZM68 245H69V243L67 244V246H68ZM72 245H73V244H72ZM74 245H75V244H74ZM40 246H41V245H40ZM51 246H55V245L53 244V245H51ZM76 246H77V245H76ZM76 246H75V247H76ZM99 246H103V243H102V245L100 244ZM109 246H110V245H109ZM109 246H107V247L109 248ZM0 247H1V246H0ZM2 247H3V246H2ZM12 247H13V246H12ZM22 247H23V246H22ZM46 247H47V249H48V245H46ZM58 247H59V246H58ZM73 247H74V246H73ZM78 247H79V246H78ZM120 247H121V246H120ZM123 247H124V246H123ZM6 248H7V247H6ZM17 248H18V247H17ZM23 248H24V247H23ZM25 248H26V247H25ZM28 248H29V246H28ZM30 248H31V247H30ZM35 248H36V247H35ZM50 248H52V247H50ZM60 248H61V246H60ZM83 248H84V247H83ZM116 248H117V247H116ZM126 248H127V246H126ZM13 249H15V248H13ZM42 249H43V248H42ZM42 249H41V252H43V250H44V249H43V250H42ZM58 249H59V248H58ZM61 249H64V248H61ZM66 249H67V248H66ZM69 249H71V248H69ZM72 249H73V248H72ZM76 249H78V248H76ZM87 249H89V248H87ZM105 249H107V248H105ZM105 249H104V250H105ZM109 249H110V248H109ZM121 249H124V248H121ZM194 249H195V248H194ZM19 250H20V249H19ZM19 250H18V252H19ZM24 250H25V249H24ZM78 250H81V249H78ZM107 250H108V249H107ZM10 251L12 252V250H10ZM20 251H21V250H20ZM44 251H45V250H44ZM52 251H53V250H52ZM55 251H56V250H55ZM55 251H54V252H55ZM70 251H74V250H70ZM102 251H103V249H102ZM64 252H65V251H64ZM66 252H68V251H66ZM103 252H104V251H103ZM12 253H13V252H12ZM12 253H11V254H12ZM48 253H49V255H50V254H51V251L48 252ZM60 253H61V252H60ZM68 253L70 254V252H68ZM72 253H73V252H72ZM147 253H148V252H147ZM149 253H150V252H149ZM44 254H45V253H44ZM44 254H42V255L44 256ZM53 254H54V253H53ZM53 254L51 255L52 257L50 256L51 259H52L53 257H57V254H56V256H54ZM83 254H84V253H83ZM23 255L26 256L25 254H23ZM60 255H61V254H60ZM65 255H66V254H65ZM70 255H71V254H70ZM148 255H149V254H148ZM148 255H147V256H148ZM14 256H15V255H14ZM46 256H47V255H46ZM66 256H67V255H66ZM71 256H72V255H71ZM80 256H81V255H80ZM100 256L102 257V254H101ZM103 256H104V255H103ZM15 257H16V256H15ZM26 257H27V256H26ZM72 257H74V255H73ZM75 257H76V256H75ZM78 257H79V256H78ZM78 257H77V259H78ZM84 257H85V254H84L83 258H84ZM97 257H98V255H97ZM16 258H17V257H16ZM22 258H23V257H22ZM27 258H28V257H27ZM30 258H33V256H32V257L30 256ZM68 258H69V257H68ZM68 258H67V259H68ZM17 259H18V258H17ZM20 259H21V258H20ZM55 259H56V258H55ZM59 259H60V257H59ZM64 259H65V256H64ZM70 259L73 260V258H70ZM90 259H91V258H90ZM15 260H16V259H14V261H15ZM18 260H19V259H18ZM22 260H23V259H22ZM26 260H27V259H26ZM30 260H31V259H30ZM33 260H34V259H33ZM33 260H32V261H33ZM46 260H48V259H46ZM93 260H94V259H93ZM63 261H64V260H63ZM65 261H66V260H65ZM100 261H101V260H100ZM4 262H5V261H4ZM4 262H3V263L1 262V263L4 264ZM60 262H61V261H60ZM89 262H90V261H89ZM1 263H0V264H1ZM8 263H9V260H8ZM15 263H16V262H15ZM23 263H24V262H23ZM33 263H34V261H33ZM53 263H54V262H53ZM57 263H58V261H57ZM62 263H64V262H62ZM67 263H68V262H67ZM67 263H66V264H67ZM90 263H91V262H90ZM96 263H97V262H96ZM100 263H101V262H100ZM46 264H47V263H46Z\"/></svg>","mask_w":264,"mask_h":264}]
</instances>
